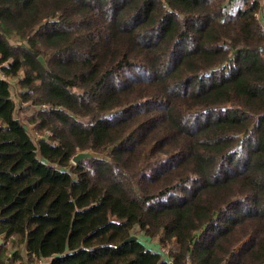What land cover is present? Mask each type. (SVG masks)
Masks as SVG:
<instances>
[{
  "label": "trees",
  "instance_id": "trees-1",
  "mask_svg": "<svg viewBox=\"0 0 264 264\" xmlns=\"http://www.w3.org/2000/svg\"><path fill=\"white\" fill-rule=\"evenodd\" d=\"M263 26L264 0H0V264H264Z\"/></svg>",
  "mask_w": 264,
  "mask_h": 264
},
{
  "label": "rangeland",
  "instance_id": "rangeland-1",
  "mask_svg": "<svg viewBox=\"0 0 264 264\" xmlns=\"http://www.w3.org/2000/svg\"><path fill=\"white\" fill-rule=\"evenodd\" d=\"M12 91H13V95L15 97L16 96V93L19 91V88L17 86V81L16 80L12 81ZM29 105L30 104H26V105H24V107H29ZM17 106H18V112H17V117L18 118L17 119L20 120L23 125L27 126L29 132L34 137H40L39 134H36L37 132H35L34 126L33 125H30V123L28 122L29 117L37 110V107L30 106V109L29 110H24V109H21L20 104H19L18 101H17ZM86 121H88V120H86ZM97 157H100V156L97 155ZM9 249L11 250V246H9ZM11 253H9V254H11ZM9 257H11V256H9ZM32 264H40V263H38V261H35Z\"/></svg>",
  "mask_w": 264,
  "mask_h": 264
},
{
  "label": "water",
  "instance_id": "water-1",
  "mask_svg": "<svg viewBox=\"0 0 264 264\" xmlns=\"http://www.w3.org/2000/svg\"><path fill=\"white\" fill-rule=\"evenodd\" d=\"M18 121V120H17ZM93 157H97V154H94L92 152H89V151H86V152H81L79 154H77L73 159H72V162L75 163V164H78L80 163L81 161L83 160H86V159H91ZM138 238L136 236H132L131 238H129L127 240L128 241H132V240H137ZM0 243H3V239H0ZM13 255V252L11 253V256ZM11 261V257H8L7 261H6V264H9Z\"/></svg>",
  "mask_w": 264,
  "mask_h": 264
},
{
  "label": "crops",
  "instance_id": "crops-1",
  "mask_svg": "<svg viewBox=\"0 0 264 264\" xmlns=\"http://www.w3.org/2000/svg\"><path fill=\"white\" fill-rule=\"evenodd\" d=\"M134 234L136 235V237H138V239H140L142 242H144L145 245H148L150 248H152V247L157 248V242L156 241H152V240L149 241L144 236L142 237L141 233L137 229L134 231ZM12 251H13V249L11 248L10 253ZM23 254H24V262L20 263L17 260V261H15V264H32L35 262V261H28L27 256L25 255L26 254L25 251H23ZM10 256H11V254H10ZM11 258H12V256H11ZM38 263H40V261H38ZM42 264H48V263L43 261Z\"/></svg>",
  "mask_w": 264,
  "mask_h": 264
},
{
  "label": "built area",
  "instance_id": "built-area-1",
  "mask_svg": "<svg viewBox=\"0 0 264 264\" xmlns=\"http://www.w3.org/2000/svg\"><path fill=\"white\" fill-rule=\"evenodd\" d=\"M251 1H254V0H251ZM258 18H259V16H258ZM263 28H264V26H263ZM43 108H48V106L45 105V106H43ZM46 134H47V135H51V133H50L49 131H47ZM161 251H162V253H163L166 257H169L170 251H169L168 249H166V248H162ZM42 262H43V261H40V264H42ZM169 263H170V261H169Z\"/></svg>",
  "mask_w": 264,
  "mask_h": 264
}]
</instances>
